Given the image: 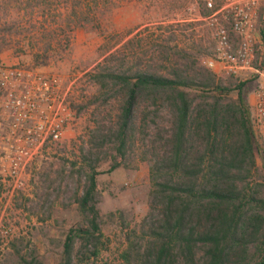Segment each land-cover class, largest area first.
<instances>
[{
	"label": "rangeland",
	"instance_id": "obj_1",
	"mask_svg": "<svg viewBox=\"0 0 264 264\" xmlns=\"http://www.w3.org/2000/svg\"><path fill=\"white\" fill-rule=\"evenodd\" d=\"M208 1L0 0V62L76 80L78 92L71 139L56 154L33 164L23 190L13 197L4 190L0 264H61L66 234L85 224L77 198L83 194L89 164L99 172L97 208L103 237L98 255L88 257L94 250L89 246L87 258L78 253L81 243L76 241L74 263L125 264L127 235L134 229L138 234L133 241L140 235L141 221L150 211L151 168L173 134L175 110L170 102L157 99L159 95L142 97L123 149L117 133L125 91L113 83L102 87L94 79L100 68L131 75L143 70L170 77L176 72L192 78L195 84L187 90L193 118L200 108L207 115L216 103L223 110L233 104L244 83L251 127L264 73L246 70L239 76H220L203 61L214 55L216 46L210 18L231 15L235 6H253L257 66L264 70V0H211L212 8ZM231 34L234 41L239 39ZM36 57L44 63L36 66ZM253 138L255 166L239 185L248 183L264 198V142ZM113 164L119 166L110 171ZM133 264L142 261L137 258Z\"/></svg>",
	"mask_w": 264,
	"mask_h": 264
},
{
	"label": "trees",
	"instance_id": "obj_2",
	"mask_svg": "<svg viewBox=\"0 0 264 264\" xmlns=\"http://www.w3.org/2000/svg\"><path fill=\"white\" fill-rule=\"evenodd\" d=\"M260 34L264 46V28ZM36 58V66L44 63ZM94 79L102 87L123 86L117 133L123 149L142 97L159 95L157 99L170 102L175 110L173 134L151 168L150 211L141 221L137 240L132 239L137 229L127 235L124 263L139 258L142 264H264V198L248 183L239 185L255 166V140L242 93L245 84H239L238 99L224 110L216 103L207 115L200 108L193 118L187 89L195 83L190 77L100 68ZM118 166L113 164L110 171ZM89 169L83 194L77 198L85 224L66 234L61 264H75L78 240L82 257L89 246L94 250L88 257L99 253L103 237L97 208L99 172L94 164Z\"/></svg>",
	"mask_w": 264,
	"mask_h": 264
},
{
	"label": "built area",
	"instance_id": "obj_3",
	"mask_svg": "<svg viewBox=\"0 0 264 264\" xmlns=\"http://www.w3.org/2000/svg\"><path fill=\"white\" fill-rule=\"evenodd\" d=\"M253 4L260 5L258 1ZM207 5L212 8L213 2L210 0ZM253 8L235 6L231 15L210 18L216 46L214 55L203 63L217 75L239 76L246 70L263 75L264 70L257 66ZM231 33L239 39L234 41ZM76 89V80L0 62V205L4 190L12 197L23 190L33 164L56 154L71 139L69 133L77 119L73 107ZM255 95L251 131L263 143L264 86Z\"/></svg>",
	"mask_w": 264,
	"mask_h": 264
}]
</instances>
